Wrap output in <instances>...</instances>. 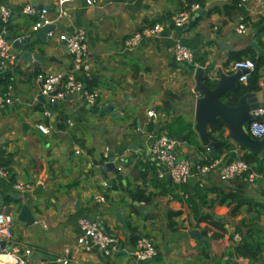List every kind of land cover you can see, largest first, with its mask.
<instances>
[{
    "label": "crops",
    "instance_id": "1",
    "mask_svg": "<svg viewBox=\"0 0 264 264\" xmlns=\"http://www.w3.org/2000/svg\"><path fill=\"white\" fill-rule=\"evenodd\" d=\"M57 1L0 0V6L11 11L12 30L6 39L8 43H13L11 35L22 42L30 38L32 51L43 57L41 62L20 60L18 66L13 61L6 64L7 60L0 70V78L10 75L0 80V167L7 173L0 177V209L11 206L15 215L26 204L35 217V224L22 227L21 235L16 233V223L13 225L15 239L23 248L31 250L30 264H58L56 259L65 257L66 250L71 252L69 264H202L196 255V238L188 237L191 229L200 230L190 228L193 219L183 202L171 196H159L150 204H139L122 188L112 190L105 199L103 183L119 187L121 182L125 187L134 181L135 165L152 168L154 163L158 169L150 171L145 183L137 181L136 184L146 187L148 192L156 191L151 180L160 179L157 175L161 166L149 154L145 136L164 131L171 118L178 116L194 125L198 97L193 93L192 73L172 65L175 63L174 45L185 46L195 55L197 65L212 70L213 74L218 68L230 74L234 63L228 61L231 52L252 48V44L264 50V31L258 34L264 29V0H248L241 7L249 18L247 24L242 23L238 15L232 18L208 15L213 7L229 2L208 0L202 8L205 13L189 26L191 18L198 12L189 10L193 16L181 28L174 26L173 18L184 11L182 0H93L92 5H87L86 0H71L65 4L71 18L54 25L53 38L38 39L36 35L40 30L32 31L34 17L27 15L24 9L29 4L37 10L45 7L47 16L52 18L57 11ZM260 19L263 20L260 28L253 29L250 24ZM239 24L246 29L242 33L237 31ZM155 25L161 26L160 33L144 36L133 50L123 46L130 35ZM75 28H82L86 33L91 65L88 75L77 74V77L87 91L98 96L97 100L95 104H89L78 96H69L56 105L43 96L39 100V73L68 74L73 70L72 57L65 44L58 40V35L69 34ZM12 54H16L13 48ZM261 73L260 87L264 84V72ZM81 76L87 78V83ZM8 80L10 83L6 85ZM91 82L97 83L91 86L93 90L85 87ZM6 99L10 103H6ZM165 100H170L172 106L168 112L160 110ZM108 105H114L112 113L115 117L109 112L98 114L100 108ZM151 110L166 115L168 120L164 127L147 116ZM40 124L47 126L50 133L40 132L37 129ZM150 125L152 131L148 130ZM226 144L234 152L239 150L231 141ZM176 153L192 162L205 155L180 143ZM226 154L224 151L218 167L204 176V185H221L227 190L264 200V176L258 175L252 183L243 177L220 181L219 170L225 164ZM105 155L114 157L121 175L108 172L106 178L103 177L100 173L102 165L97 163ZM198 178L194 172L188 183L192 193ZM37 181L42 185L36 186L31 193L20 194L13 187L16 183L33 185ZM71 184L75 185L67 187ZM167 211L181 212L172 220L173 228L167 226ZM81 217L96 219L104 231L117 237L120 250L108 257L98 250L90 254L76 251ZM36 225L40 228L39 233L33 229ZM204 226L201 224L200 228ZM160 228L176 237L164 244L157 243L162 238H153L155 234L163 233ZM227 230L232 233L233 226L231 231ZM131 233L155 242L156 257L144 263L135 261L129 253L133 246ZM187 237L189 239L185 241ZM228 245V236L212 242L211 263L207 264L220 257ZM230 264L249 263L236 259Z\"/></svg>",
    "mask_w": 264,
    "mask_h": 264
},
{
    "label": "built area",
    "instance_id": "2",
    "mask_svg": "<svg viewBox=\"0 0 264 264\" xmlns=\"http://www.w3.org/2000/svg\"><path fill=\"white\" fill-rule=\"evenodd\" d=\"M71 0H58L57 11L54 17L49 18L47 16L48 11L46 9L37 10L33 5H27L24 12L35 18V22L32 25V31L38 32L42 27L47 25H56L62 20H69L71 18L70 13L65 8L66 2ZM186 2L188 0H182ZM95 2L93 0H86L87 5H92ZM248 3V0H239V6L244 7ZM191 12H196L200 9L197 3L191 4ZM190 11H183L179 15L173 18V24L177 28H181L186 25L191 17ZM11 17V11L4 6H0V22L7 23ZM161 26L155 25L143 29L141 32L134 33L127 37L123 46L126 49H135L141 42L144 36H154L160 33ZM246 29L243 24L237 26L239 33L244 32ZM4 31L0 32V70L4 66L5 61H13L15 56L12 54V44L8 43L4 39ZM48 38L54 37V32L50 30L47 35ZM58 40L63 42L68 50V53L72 57L73 70L70 73H57V74H44L39 73L37 79L41 82L40 94L46 97L50 104H55L64 101L69 96H78L84 99L89 104H95L97 95L89 92L84 88L82 81L77 77V74L84 76L88 75L91 71V65L88 59V44L86 41V33L82 28H75L71 33H62L58 35ZM173 58L176 63H184L188 66H193V69L198 67L195 59V55L180 43H176L173 47ZM201 67V66H200ZM209 73L212 70L203 67ZM254 69V62L250 59H243L240 61H234L232 63L231 73L238 70H247L249 73H244L239 78V83H246L248 75ZM6 103H10L9 99H6ZM262 118L261 121H252L247 125L248 134L255 139H261L264 137V107L257 109L254 112ZM48 115V113H46ZM147 116L153 119L160 126L167 123L166 115L163 113H156L155 111H148ZM155 123V122H154ZM37 129L43 134H49L50 130L45 125H37ZM146 146L149 154L153 160L161 166L158 171V178H164L166 174L170 176V182L175 186L188 185L193 173L195 172L200 178L206 176L218 167L219 161H212L207 159L206 155H200L196 162L184 159L178 161V155L176 153L177 141L166 134V132L150 133L145 136ZM107 158V155L104 156ZM108 159V158H107ZM205 161L200 163V161ZM123 161V159L121 160ZM248 170L247 164L241 160L236 159L230 163L224 164L219 170V179L221 182L230 181L236 177H242ZM7 175L5 169L0 167V177ZM258 175L249 174L244 178L245 181L250 183L254 182ZM42 185L41 181H37L35 184L16 183L13 187L20 194L31 193L36 186ZM104 187L107 183H103ZM184 198L192 195L190 191L180 192ZM13 220L11 216H6L0 213V260L1 258H10L6 260V264H30V257L32 252L30 249L23 248L14 237L12 232ZM241 237L237 234L234 235L233 241L239 242ZM3 243V246L1 244ZM76 251H83L85 254H90L95 250H98L103 256L108 257L120 250L119 241L114 235L104 231L96 219L88 217H81L78 220V234L76 236ZM130 255L139 263L147 262L156 257V249L152 241L147 237L139 238L132 248L130 249ZM66 256L56 259L58 264H69L71 252L65 251ZM2 264V262L0 263ZM45 264V263H40Z\"/></svg>",
    "mask_w": 264,
    "mask_h": 264
},
{
    "label": "trees",
    "instance_id": "3",
    "mask_svg": "<svg viewBox=\"0 0 264 264\" xmlns=\"http://www.w3.org/2000/svg\"><path fill=\"white\" fill-rule=\"evenodd\" d=\"M206 2H208V0H188L182 4V8L184 11H189L191 10V4L197 3L200 9H202L205 8ZM211 14H219L229 18L238 15L241 17L242 23H249V18L239 6V0H229L227 4L215 6L208 13V15ZM191 16H193V13ZM32 21L34 23L35 18H32ZM262 23L263 20L260 19L250 25L253 29L258 30ZM11 30L10 19L7 23L0 22V32H10ZM263 31L264 29H260L258 34H261ZM243 59H250L253 61L254 69L248 75L247 82L244 84L240 83L238 88L233 92L228 105H235L238 99L245 93H254L261 89L260 80L262 78L261 72H264V55H257L252 48H247L243 51L231 52L228 61L234 62ZM190 68L193 69V66H190ZM9 83V80L6 81V85ZM96 84V82H91L90 85L86 87L89 90H93L91 86L94 87ZM171 107L170 100H165L160 110L162 112H168ZM148 130L152 131L153 126L150 125ZM163 130L169 136L182 137V144L193 147L198 153L201 152L205 154L206 157H208L207 159H212V161L219 160L224 151H227L224 157L225 164L236 159L243 160L248 166V170L242 175L243 178L247 177L249 174L264 176V160L260 159L258 155L247 154L244 148H239L237 152H234L231 150L232 148L230 145L225 144L224 147L218 150L216 158L213 159L208 154L207 150L200 144L198 136L193 129V123L186 121L180 116L171 118ZM208 136L210 140H218L221 138V136H216L212 131L208 132ZM105 161H107V158L103 157L97 164L103 165ZM204 162V160L200 161L201 164ZM156 169H158V167H156L154 163L152 164V168L148 165H135L132 171L134 176L133 183H128L125 187L122 186L121 182L119 183V187L114 184L111 186L107 185L106 192L103 194L104 198L108 199V193L112 190L117 191L119 188L126 189L130 198L144 205L150 204L155 197L171 196L173 199L183 202L187 207L188 214L193 219L190 228H198L200 230L202 238L195 239V250L197 258L202 264L211 263V243L222 240L226 236H228L229 245L220 257L212 259V264H230L236 259L247 260L249 264H264V200L256 199L245 193L227 190L221 185H204L202 182L204 176L201 178L199 177V181L193 184L192 188L194 194L192 193V195L187 198L182 197L180 192L189 191L188 185L175 186L171 182L167 183L165 177L162 179L157 178L158 180H151V186L156 190L154 192H148L146 187L136 184L137 181L145 183L150 171H156ZM74 185L75 184H71L67 187H72ZM217 207H224L227 209V213L221 218L217 217L214 213ZM36 208H38L37 205ZM166 214L168 221L167 226L171 228L173 226L172 220L180 216L181 212L167 211ZM228 219L232 221L227 222ZM228 223L233 224L232 233H229L227 230L226 226ZM201 224L205 226L200 228ZM131 234V240L134 245L140 237L134 233ZM235 234L241 237L240 241L237 243L233 241ZM225 257L227 258L226 260H224Z\"/></svg>",
    "mask_w": 264,
    "mask_h": 264
},
{
    "label": "water",
    "instance_id": "4",
    "mask_svg": "<svg viewBox=\"0 0 264 264\" xmlns=\"http://www.w3.org/2000/svg\"><path fill=\"white\" fill-rule=\"evenodd\" d=\"M42 9H45V7H39V10ZM204 13L205 9L198 10V12L191 18L189 26H192L196 18H199ZM53 28L54 25L42 27L36 37L41 40L46 39L47 33ZM9 36L10 33L6 32L4 34V39L9 38ZM11 38L13 39L12 48L16 51L15 59L13 60V63L16 66L19 65L20 60L27 63L42 61L43 57L36 51H32L33 42L30 38H27L25 42L17 39L15 35H11ZM251 47L257 55H264V50L260 49L255 44H252ZM9 63L10 61L6 62V64ZM172 65L183 69L185 72L192 73L193 75V93L198 96L195 101L193 129L198 136L200 144L207 150L208 154L213 159L216 158L218 150L225 146L226 141H231L239 148H244L247 154L258 155L260 159L264 160V137L261 139H255L247 132V125L250 122L262 120V118L255 115L254 112L257 109L264 107V84L261 85L260 91L245 93L238 99L235 105H228L233 92L240 84V76L244 73H249V71L238 70L227 74L221 68H218L216 73L213 74L200 66L191 69L190 66L184 63L175 62ZM6 77H10V75L5 74L0 80ZM80 78L84 83H87V78L84 76H81ZM38 98L40 100L42 99V96L39 95ZM56 104L57 103H55V105ZM114 109V105L104 106L98 110V114L104 112L112 113ZM111 115L115 117L113 113ZM210 130H212L216 136H221V138L218 140H210L208 136ZM173 138L178 143H183L182 137L173 136ZM180 160H184V158L178 157V161ZM108 172L121 175L119 169L115 166L114 157H109L100 169V173L105 178ZM165 180L167 183H170L169 174L165 175ZM14 212L15 209L11 206L0 209V213H3L6 216H11L13 225L17 223L18 226L22 228L35 224V217L28 205L23 204L17 210L15 215ZM14 228L15 227L13 226V234H15ZM188 236L192 239L202 238V235L197 229H191L188 231ZM1 246H3V243Z\"/></svg>",
    "mask_w": 264,
    "mask_h": 264
},
{
    "label": "rangeland",
    "instance_id": "5",
    "mask_svg": "<svg viewBox=\"0 0 264 264\" xmlns=\"http://www.w3.org/2000/svg\"><path fill=\"white\" fill-rule=\"evenodd\" d=\"M215 213L218 214V215H225L227 213V209L224 208V207H219L218 209H216ZM229 221L231 222L232 220L228 219L227 222H229ZM232 225H233L232 223H228L227 229H229V231L232 230ZM33 229H35V231L37 233L40 232V228L37 225H36V227L34 226ZM160 229L163 230V233L162 234H158V235L155 234L154 235V238H153V240H156L158 238H162L160 241L157 240L156 241L157 243L160 242V243L164 244L166 241H170V239H172V237H176V235H173L172 233H169V231L166 232L165 231V228H160ZM22 231H23V229L21 227H19L18 224L16 223V233H17V235H21L22 234ZM188 237L185 239V241H188V239L190 238V237L189 238ZM152 243L154 245L155 242L152 241Z\"/></svg>",
    "mask_w": 264,
    "mask_h": 264
},
{
    "label": "bare ground",
    "instance_id": "6",
    "mask_svg": "<svg viewBox=\"0 0 264 264\" xmlns=\"http://www.w3.org/2000/svg\"><path fill=\"white\" fill-rule=\"evenodd\" d=\"M178 143V142H177ZM2 259V264H4L5 263V259H3V257L1 258Z\"/></svg>",
    "mask_w": 264,
    "mask_h": 264
},
{
    "label": "clouds",
    "instance_id": "7",
    "mask_svg": "<svg viewBox=\"0 0 264 264\" xmlns=\"http://www.w3.org/2000/svg\"><path fill=\"white\" fill-rule=\"evenodd\" d=\"M3 259H10V258H3Z\"/></svg>",
    "mask_w": 264,
    "mask_h": 264
},
{
    "label": "flooded vegetation",
    "instance_id": "8",
    "mask_svg": "<svg viewBox=\"0 0 264 264\" xmlns=\"http://www.w3.org/2000/svg\"><path fill=\"white\" fill-rule=\"evenodd\" d=\"M210 131H212V130H210ZM215 134V133H214Z\"/></svg>",
    "mask_w": 264,
    "mask_h": 264
}]
</instances>
